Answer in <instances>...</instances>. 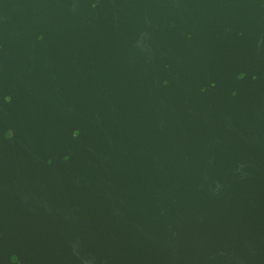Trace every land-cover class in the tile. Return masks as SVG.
<instances>
[{
  "label": "water",
  "instance_id": "water-1",
  "mask_svg": "<svg viewBox=\"0 0 264 264\" xmlns=\"http://www.w3.org/2000/svg\"><path fill=\"white\" fill-rule=\"evenodd\" d=\"M0 264H264V0H0Z\"/></svg>",
  "mask_w": 264,
  "mask_h": 264
}]
</instances>
